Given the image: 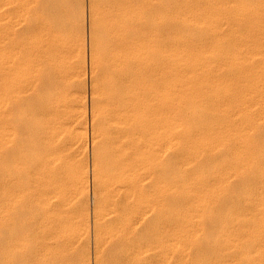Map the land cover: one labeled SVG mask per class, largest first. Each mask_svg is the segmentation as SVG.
<instances>
[{
    "label": "bare ground",
    "instance_id": "6f19581e",
    "mask_svg": "<svg viewBox=\"0 0 264 264\" xmlns=\"http://www.w3.org/2000/svg\"><path fill=\"white\" fill-rule=\"evenodd\" d=\"M48 1L0 0L1 264H28V159L41 170L46 264L67 191L90 232L85 0ZM88 1L95 263L168 264L176 252L179 264H229L208 258L217 247L264 264V0ZM64 136L83 156L69 190ZM214 210L233 211L231 225Z\"/></svg>",
    "mask_w": 264,
    "mask_h": 264
},
{
    "label": "rangeland",
    "instance_id": "374dc122",
    "mask_svg": "<svg viewBox=\"0 0 264 264\" xmlns=\"http://www.w3.org/2000/svg\"><path fill=\"white\" fill-rule=\"evenodd\" d=\"M54 1H53L54 4L57 3V1L56 2H54ZM61 1H63L64 4H65V3H69L72 0H60V2ZM48 2H46L45 4H47ZM84 2H85V4H84V15H85L84 16V22H85L84 23V26H85L84 35H85V42L84 43H85V61L86 62H85V65H84L85 71H83V75L84 76L82 75V77H84L85 80L81 79V82H82V80L84 82L82 84H84L85 86L82 85L81 93L83 92L82 95H84V97L83 96L82 97H83V99L85 98L84 101H83L85 103L83 107H85V109H84L85 111L84 112L86 113L83 116L84 117L83 121L85 122V123L83 122V124H86V125H84V128L86 126L85 130H86V146H87L85 151L87 152V156L86 157H88V160L86 159V157H84L83 160L86 163V164L84 163V166H86V167L89 166L88 169L85 167V169H86L85 170V172H86L85 173V178H86V182H87V185H86L87 186V190L89 191V193L88 192L87 193L89 194L88 196L90 198L89 207H88V214H89L88 218L89 219L87 218L88 222H90V223H88V229L90 228L89 229L90 232L88 231L89 234H87V235H85L86 233L84 235H81V232L78 231L77 225H78V222H79V220H78L79 217H78V215L76 213H78L80 211V208L82 207V206H80L81 201H78L77 199H75L73 194H71V191L68 192L66 190V189H68V190L70 189V188H67V186L70 187L69 184H70V180H71V177H72V174H73L71 170H73V168L75 166L76 159L77 158H83V156H79V157L75 158V155L72 152L71 147H70V145H71L70 144V140L68 138L67 140H69V141L67 142V140H66L67 137L64 136L65 137L64 138L65 142L63 141V143L65 145L63 143H62V145L66 146L65 147L66 151L67 150L69 151V149H70V152L67 151V153H65L66 152L65 151L63 153L65 156L63 155V160L61 161V166H57V168L59 167L57 170H59L61 176L63 175L62 176L63 178H61V180L63 181L62 184L63 185L65 184V187H66L65 190L68 193V194L67 193L66 194H67V196L69 198L66 197V195H65V197L67 198V200L65 198V204H61V205L59 204L60 206H58L59 207L58 208L59 209L58 210L59 211L58 212L59 213V217L62 219V220L60 219L61 220L60 222H61V224L63 223L64 227H65L64 232L62 233V236H64V235L65 236L64 237L61 236L62 237L61 241H60L61 244L59 243V245L56 246L57 250H58L56 252V254L58 256H55L56 260H58L57 264H96L95 263V251H94L95 250V246H94L95 243H94V240H93L94 239V236H93L94 227L93 226H94V218H95L94 217L95 207H94V202H93V199H94V196H93L94 193L93 192L94 191H93V182H92V173H91L92 172L91 171L92 170L91 169V162H92L91 161L92 160V158H91V156H92V137H91L92 136V133H91L92 132V120H91L92 119V115H91L92 112H91V101L92 100H91V89H90L91 88V77H90L91 76L90 75V16H89V12L90 11H89V1L85 0ZM40 3L44 4L42 1ZM42 6L43 5H40V8ZM86 152H85V154H86ZM67 154H69L68 157H66ZM85 154H84V156H85ZM31 156H32V154H31ZM28 158H29V156H28ZM32 159H28L29 162H30V164L28 163V166L31 165V166L35 167V169H36V167L38 165H33V163H31V161H30ZM85 159H86L87 162L85 161ZM31 166H29L28 168L30 169ZM60 168H61L62 172H61ZM35 169L33 168V170H35ZM38 169L39 168L37 167V170H35V171H33L32 168H31L32 171L29 170L31 172V176H30L31 178L30 179L32 181L31 180L29 181L30 186L28 185L26 187V190H25L26 191V197L27 196L28 197L24 198L25 199L24 201L28 202V203H25V207H24L25 208L24 209V215L25 216L23 215L24 216V218H23L24 219L23 220L24 224L23 225H24V228L26 227V230H28V231H26V232H28V237H27L28 239L25 240L26 242H28V246H29V250L28 251H30V252L27 251L28 252L27 253L28 254L27 258L29 259L28 260V264H46L49 261H51V259H49V261L47 262V259H46L47 255H45V251L43 250L44 249V244L42 242L43 240H41L45 236V234H44L45 232H44L43 222H42L43 219H44L43 218L44 216L42 217L43 211H42V207H41L42 195L40 193L42 191V187H41L42 181H41V178H39L40 175H38L41 172V170H38ZM87 170H88V172H87ZM38 171H40V172H38ZM32 172H34V173H32ZM34 174H36V175H34ZM86 174H88L89 176L86 175ZM0 179H1V177H0ZM37 187H39V188L36 189ZM7 189L9 190V187H7ZM39 189H40V191H39ZM8 190H7V193L10 192L9 195H11V193L15 194V193H13L14 189H10L9 192H8ZM37 193H39V194H37ZM27 194H29V195H27ZM38 196L40 197L41 200L39 199ZM24 197H25V195H24ZM15 201H17V200H15V199L14 200H9L10 203H12V202L14 203L13 207L15 205ZM76 202H79V205ZM237 203H239L237 198H232L230 200V204L231 205H236ZM62 206H64V207H62ZM89 208H90V210H89ZM12 210H11L12 213H10V214L15 215L14 214L15 210H13V211ZM229 212H233V211H226V212H225V210H214L213 211L214 216L218 217L220 219L218 224H221L224 227H229L231 225V219L226 215ZM13 215H11V217ZM0 217H1L0 220H2V223H0V226H1V225H3V221L5 219L2 218L1 215H0ZM65 224H66V226H65ZM5 226L8 227L7 224L6 225L4 224V227ZM9 226H11V225H9ZM1 228H2V226H1ZM70 228H71V230H70ZM9 229L10 228L8 227V230ZM214 229H215V231H219L220 227L218 226L216 228V226H215ZM214 229L210 228V231H213ZM0 230L2 232L4 231L3 229H0ZM0 234L2 235V233H0ZM3 235H4V233H3ZM82 236H83V238H82ZM212 237H214L217 240H221L224 237V235L222 233H219V234H214ZM76 239H78V240H76ZM0 245H2V244L0 243ZM30 247H31V249H30ZM0 248H1V246H0ZM215 251L216 252L214 254L212 253V254L207 255L209 259H211V258H214V259H225L226 261H228L229 264H236V262H231V260H230L231 257H228V256H224L223 257V256H221L220 251H219V249H217V247H216ZM178 254L179 253L174 252L172 254V256L170 258L171 260H170V262L168 264H179ZM237 264H239V263L237 262Z\"/></svg>",
    "mask_w": 264,
    "mask_h": 264
}]
</instances>
